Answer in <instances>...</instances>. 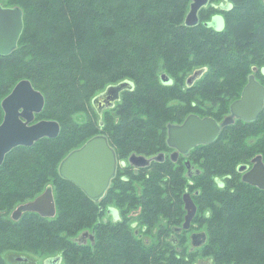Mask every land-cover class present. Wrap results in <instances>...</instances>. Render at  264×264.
<instances>
[{"label":"trees","instance_id":"16d2710c","mask_svg":"<svg viewBox=\"0 0 264 264\" xmlns=\"http://www.w3.org/2000/svg\"><path fill=\"white\" fill-rule=\"evenodd\" d=\"M4 1L23 9L24 27L17 47L0 55V123L2 99L20 79L29 78L45 97L37 118L58 120L61 130L33 145L16 146L0 165V264H25L9 262L5 249L61 254L58 264H195L206 255L214 264H264V196L259 202V195L248 192L225 195L224 206L200 210L207 240L195 252L182 251L165 241L168 233L161 226L157 244L144 242L128 215L138 210L139 221L149 226L158 213L172 222L182 208L181 192L188 179L176 164L167 166V179L159 162L137 175L130 170L132 179L114 178L100 200L88 197L58 170L62 158L98 133L107 135L118 158L165 149L167 124L189 107V101L168 107L172 96L196 91L211 102L227 101L249 63L264 57V27L257 28L264 11L260 0H236L223 31L186 24L190 0ZM202 67L197 82L188 85L186 74ZM162 73L171 81L163 82ZM122 80L131 81L132 87L124 90L115 115L106 108L100 120L99 113L90 112L93 117L87 121L74 120L75 112L89 111L96 93ZM207 106L199 114L209 113ZM231 154L224 149L213 152L215 167H223ZM201 178L207 199L215 184L205 168ZM48 185L56 201L54 216L25 211L13 217L17 206ZM111 205L118 206L121 218L104 220ZM84 229L94 230V242L74 241Z\"/></svg>","mask_w":264,"mask_h":264},{"label":"water","instance_id":"95a60500","mask_svg":"<svg viewBox=\"0 0 264 264\" xmlns=\"http://www.w3.org/2000/svg\"><path fill=\"white\" fill-rule=\"evenodd\" d=\"M207 0H191L190 8L185 17V23L194 25L198 21V10ZM24 27L23 9L18 5H5L0 2V55L10 54L18 45L20 35ZM204 69H196L187 82L192 84L194 79L203 73ZM163 82H170L171 77L166 73L161 74ZM255 80L250 82L242 93V97L232 104V112L247 119H254L258 114L264 97V88L258 86ZM258 86V89L256 88ZM132 82L122 80L116 84L108 85L102 92L96 94L92 102L98 106H112L120 92L131 88ZM252 91V92H251ZM45 104V97L41 90L34 87L29 78L20 79L12 90L2 99L1 105L4 111L0 123V165L6 154L18 145H33L42 137H55L60 133L61 125L56 119L42 118L35 120ZM230 118L219 123L210 116H200L190 113L181 123H169L167 142L169 145L187 153L199 143L213 141L221 128ZM161 157V155H159ZM130 160L135 165H145L149 159L144 155L131 154ZM117 153L111 145L106 134L98 133L89 137L82 145L72 149L59 163V173L62 177L78 185L88 197L100 200L106 193L117 169ZM188 174L191 175L192 164L186 162ZM263 184V183H262ZM264 185V184H263ZM187 213L183 223L188 228L196 212V204L191 195L184 194ZM25 211H36L42 216H54L56 214V201L53 187L48 185L46 189L35 198L21 203L13 212V217L18 218ZM108 212L117 214L114 207H109ZM94 242V230L84 229L75 238L78 243ZM18 259L26 260L18 257ZM62 255L48 256L45 264H58Z\"/></svg>","mask_w":264,"mask_h":264},{"label":"flooded vegetation","instance_id":"af4514ba","mask_svg":"<svg viewBox=\"0 0 264 264\" xmlns=\"http://www.w3.org/2000/svg\"><path fill=\"white\" fill-rule=\"evenodd\" d=\"M260 3L264 8V0H260ZM237 5L238 3L235 0H207V2L199 8L198 21L194 25L206 27L211 31L226 30L230 23L231 14L236 9ZM261 13V18L257 20L258 30L261 26L264 27V11ZM221 23H223V26H221ZM249 64L250 68H248L243 75L237 91L231 96H228L227 101L224 100L220 102L216 100L211 102V100H209V113L200 115L210 116L219 123L230 118L231 121L221 128L218 136L213 141L199 143L185 153L168 144L167 138L169 133L167 125L166 142L168 147L165 149H161L157 153L151 155L131 152L124 158H118L117 156L118 163L114 178L119 176L122 181L130 180V170H133L137 175L141 168L151 167L154 162H159L163 165V173L168 171L167 166L171 168L176 164L188 178L185 190L181 192L182 200H180L181 202L183 201V203H181L182 208L178 216L180 215L182 220L179 224H171V230L168 229L170 232L165 236V241L167 243L171 241L174 244L173 246L182 251L186 248L189 251L195 252L196 249L201 248L207 240V233L199 222L198 214L200 210L207 209L212 212L217 207L224 206L222 199L226 198V201L228 200L225 195H235L241 192L259 195L258 201L262 202V197L264 196V97L262 106L254 119H247L233 114L232 112V104L242 97L243 91L246 87L250 86L249 84L251 81L255 80L258 86L264 88V57H259ZM200 76L201 75L196 77L192 84L196 83ZM258 86L256 85L257 89ZM99 106L102 108L101 112L108 108L100 104ZM229 147H236V149L227 150ZM218 149H224L225 153L230 151L232 152V156H226L224 166L216 168V163L212 160V153L216 152ZM133 153L144 155L149 159L148 163L145 165H135L130 160V155ZM159 155H161V157H159ZM187 161H190L192 164L191 175L188 174ZM203 168L207 171L209 170V176L213 178L215 184V191H213L207 199L204 197V191L202 190L204 186H201L203 183V179L201 178ZM164 178H169V174L166 173ZM137 185L139 186V184ZM186 192L191 195L196 204V212L188 228L183 227L185 215L187 213L184 202V194ZM164 195L166 196L167 193L164 192ZM176 198L179 199L178 197ZM202 199L206 202L204 206H202ZM111 206L116 209L117 214L108 212V208ZM111 206L106 209V215L113 220L121 218V211L118 206ZM132 211L131 214H138V210L134 209ZM168 231L166 233H168ZM140 236L144 242H149L143 238V235ZM200 258L201 257L197 258L195 264H198ZM211 264H214V260Z\"/></svg>","mask_w":264,"mask_h":264},{"label":"rangeland","instance_id":"374dc122","mask_svg":"<svg viewBox=\"0 0 264 264\" xmlns=\"http://www.w3.org/2000/svg\"><path fill=\"white\" fill-rule=\"evenodd\" d=\"M4 3H5V1L3 2V4ZM191 71H189L186 74L187 79H188L189 76H191V74H193V72H191ZM188 85H190V84L188 83ZM124 90H122L120 92L119 97L113 102L112 106L107 108V111L111 110V113L113 115H115V113H117L116 112L117 110H115V109L121 103V101L123 99ZM102 91H100V92H102ZM195 92L196 91H192L190 93H186L187 95H185V96L184 95L172 96L171 98L168 99L167 105H168V107H172L173 106L172 108H175L178 105L185 106L184 105L186 103L185 101H189V103H188L189 107H187L186 110H183L182 115L177 117V118H175V119H172L171 121H173V122H177V121L178 122H183L185 117L188 114H190V112L195 111L197 113L199 111L198 113H202V111H204V108L208 107L207 105L209 103V98L207 96L203 97L201 94H199V96H198V94H195ZM96 94H98V93H96ZM170 111L173 112L174 110H170ZM89 112L92 113L93 115H95L96 113H99L100 115L97 114V116H96L98 120L104 118V115H105V113L102 114L103 112L99 111L97 106L91 101L90 102L89 111L88 110H83V111L81 110V111L75 112L74 115H73V118H74L75 121L85 122L90 117H93V116H91V114ZM199 115H201V114H199ZM119 116L120 115L118 114V117ZM40 119H42V118H40ZM115 119H118L117 118V114H116V118ZM35 120H39V118H37V115L35 116ZM173 122H169V123H173ZM166 123H165V125H166ZM165 136L167 137L166 131H165ZM163 190H164V187H163ZM163 196H164V193H163ZM205 210H207V209H205ZM132 212L133 211H129L128 212V215H131V217H132V218H130V219H132L131 220V226L138 234L143 235V238L145 240L149 241L148 244H151V243L157 244L159 242V240L161 239L160 234H158L159 231H160V229H159L160 226L162 227L161 230L163 229L165 231V233H166L168 231V229L171 230V226L170 225L176 223L178 221V219H180V217L175 214L176 217L171 218L172 222H169V220L167 218H165L162 213H160V214L158 213L157 221L154 220L155 222L153 223V225L149 226L147 224L141 223L139 221V219L137 218L136 214H134V215L131 214ZM169 216H170V214H169ZM102 218L104 220L105 219H107V220L111 219L106 214L103 215ZM166 222H168V223H166ZM169 232L170 231H168V234H169ZM157 237H159L158 242L156 241ZM3 255L11 263H17L18 261H21V262H24L25 264H45L46 258L48 256H50V255H46V254L35 253V252H32V251L17 250V249H5V250H3ZM17 256H20L21 258H25L26 260H23V259L20 260V259H18ZM212 262H213L212 258L208 257L206 255V256H204V258H202V256H201V259L198 261V264H211Z\"/></svg>","mask_w":264,"mask_h":264},{"label":"clouds","instance_id":"9594fccd","mask_svg":"<svg viewBox=\"0 0 264 264\" xmlns=\"http://www.w3.org/2000/svg\"><path fill=\"white\" fill-rule=\"evenodd\" d=\"M221 26H223V23H221Z\"/></svg>","mask_w":264,"mask_h":264}]
</instances>
